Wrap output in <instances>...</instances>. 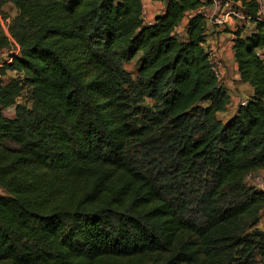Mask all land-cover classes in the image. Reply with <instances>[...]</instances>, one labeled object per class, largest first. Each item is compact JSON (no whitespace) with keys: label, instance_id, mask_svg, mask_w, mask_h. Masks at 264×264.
I'll return each instance as SVG.
<instances>
[{"label":"trees","instance_id":"1","mask_svg":"<svg viewBox=\"0 0 264 264\" xmlns=\"http://www.w3.org/2000/svg\"><path fill=\"white\" fill-rule=\"evenodd\" d=\"M153 1L145 22L142 0H0V264H264L259 0H232L256 26L233 33L251 91L225 123L211 1Z\"/></svg>","mask_w":264,"mask_h":264},{"label":"rangeland","instance_id":"2","mask_svg":"<svg viewBox=\"0 0 264 264\" xmlns=\"http://www.w3.org/2000/svg\"><path fill=\"white\" fill-rule=\"evenodd\" d=\"M221 1V0H220ZM146 3V1H145ZM147 5L149 4L146 3ZM262 11H264V0H262ZM151 6H153V4H151ZM149 6L148 10H147V16L146 21L145 22H150L151 21V16H150V10L153 8ZM4 13L9 14L10 16H15L16 14V10L13 8L12 5H7L4 7ZM157 10L162 12V8L157 7ZM215 14V11L213 12ZM1 19V18H0ZM238 19V21L240 22L239 25L235 26L234 29L235 31L237 30V28H241L244 31V34H249L251 33V31L254 30L256 24L252 21V20H248L246 19ZM2 21V20H1ZM244 21V23H243ZM249 21V22H248ZM3 22V21H2ZM249 23V24H248ZM3 24L5 25V23L3 22ZM229 25V24H228ZM227 24H225L224 27H217L219 25H211L210 23L208 24V34L209 36L212 34V29L214 28H219L221 30L227 29L228 27ZM216 30V29H215ZM234 31V32H235ZM178 34L182 35L184 33V21L182 22L181 26L177 29ZM215 33V32H214ZM220 34V33H218ZM217 39V38H216ZM218 41V39L216 40ZM228 41V40H227ZM213 45H208V48L210 49ZM211 50L213 52H215L216 47H212ZM220 48L217 46V51L215 53L218 54V56H214V61H218L220 62V70H221V74H222V81H224L223 83L225 84V81L227 80V82H232L230 87L228 86V92L231 96V103L230 106L227 108V110L223 113H219L217 115V119H219L221 122L225 123L227 122L229 119H231L233 117V115L235 114L239 104L243 103L246 101L247 97L250 94L249 88L246 85H241L242 83H237L236 79H234L235 76V71L233 68H230L229 66L226 67L225 66V62L223 61L222 57H220ZM4 58L7 57L6 54L3 55ZM125 69L130 72L133 76L136 75V70H137V64L136 61H133L132 63L128 64L125 66ZM16 74L14 72H8L7 73V77L5 78V80H9L13 77H15ZM26 99V96H23V98L19 99V102H24ZM13 112L14 109L11 108L9 110H7L5 112V114L9 117L13 116ZM246 183L248 186H252L255 187L256 189L259 190H263L264 191V170H261L259 172H255L250 174V176L247 178ZM5 191L3 189L0 188V194H4ZM254 229L260 230V231H264V208L261 210L260 213V220L259 223L256 225V227H254Z\"/></svg>","mask_w":264,"mask_h":264},{"label":"built area","instance_id":"3","mask_svg":"<svg viewBox=\"0 0 264 264\" xmlns=\"http://www.w3.org/2000/svg\"><path fill=\"white\" fill-rule=\"evenodd\" d=\"M149 2V4L147 5L146 3ZM152 1V0H151ZM211 4L210 5H205L203 4L198 10L197 13H201L203 14L206 19L208 24L210 23L211 25H219L217 27H224L225 24H230V22L233 19H248L251 20L250 17H247L245 15H243V13L241 12V4L240 2H233L232 0H210ZM260 3V11L257 15V19L259 21L264 22V11H262V0H259ZM151 4V2L149 0H142V17L144 19V21H146V16H147V10L149 8V5ZM150 9V8H149ZM215 11V14L213 13ZM244 20V21H245ZM1 21V19H0ZM152 21V20H151ZM249 22V21H248ZM1 25L4 29L5 32L7 31V25L5 23V25L3 24V22L1 21ZM210 55L212 57V61L214 63V70L217 74L218 78H222V74H221V70H220V62L218 61H214V56H218L215 50V52H213L211 49H209ZM245 102H243L244 104Z\"/></svg>","mask_w":264,"mask_h":264},{"label":"crops","instance_id":"4","mask_svg":"<svg viewBox=\"0 0 264 264\" xmlns=\"http://www.w3.org/2000/svg\"><path fill=\"white\" fill-rule=\"evenodd\" d=\"M151 4H153V6H151V4L149 6L153 7L151 10H150V18L151 20H153L155 18V16L159 13H161L160 11L157 10V7H160L162 8V11H163V8H164V5L160 2H157V1H151ZM187 23L186 20H184V26L185 24ZM244 23V21H243ZM240 22L238 21V19H233L232 18V21L230 22V24L228 25L227 29H224V30H221L219 28H213L212 29V34L210 36H208L207 38V41H206V45H213L212 47H216V51H217V46L220 48V57H222L223 61L225 62V66L226 67H230V68H233L234 71H235V76H234V79H236V82L237 83H242L239 81V74H238V71H237V64L234 60V56H233V51H232V40H233V37H234V31L236 29L235 26L239 25ZM249 24V23H248ZM235 27V29H234ZM215 32V33H214ZM220 33V34H218ZM218 41H216L217 39ZM228 40V41H227ZM211 47V48H212ZM218 52V51H217ZM224 82V81H223ZM233 82V81H232ZM232 82H227V80L225 81V86L226 88L230 85ZM241 85H246L248 88H249V91H251L250 87L247 85V84H244L242 83ZM228 89V88H227Z\"/></svg>","mask_w":264,"mask_h":264}]
</instances>
